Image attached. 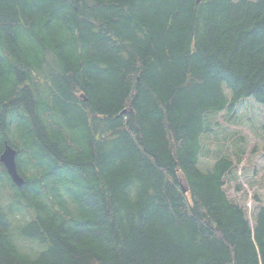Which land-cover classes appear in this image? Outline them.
<instances>
[{
	"label": "trees",
	"instance_id": "16d2710c",
	"mask_svg": "<svg viewBox=\"0 0 264 264\" xmlns=\"http://www.w3.org/2000/svg\"><path fill=\"white\" fill-rule=\"evenodd\" d=\"M245 99L264 0H0V157L25 180L0 161V264H264L233 159L200 167Z\"/></svg>",
	"mask_w": 264,
	"mask_h": 264
},
{
	"label": "rangeland",
	"instance_id": "374dc122",
	"mask_svg": "<svg viewBox=\"0 0 264 264\" xmlns=\"http://www.w3.org/2000/svg\"><path fill=\"white\" fill-rule=\"evenodd\" d=\"M209 120L213 131L202 136L200 167L211 168L223 155L233 159L223 188L254 226L258 210L264 207V106L245 99L233 113L224 110L211 114Z\"/></svg>",
	"mask_w": 264,
	"mask_h": 264
},
{
	"label": "water",
	"instance_id": "95a60500",
	"mask_svg": "<svg viewBox=\"0 0 264 264\" xmlns=\"http://www.w3.org/2000/svg\"><path fill=\"white\" fill-rule=\"evenodd\" d=\"M16 157H17L16 149H14L11 145L6 143L4 150L1 154L0 161L5 166L14 184L17 187L21 188L24 185L25 180L18 171Z\"/></svg>",
	"mask_w": 264,
	"mask_h": 264
},
{
	"label": "bare ground",
	"instance_id": "6f19581e",
	"mask_svg": "<svg viewBox=\"0 0 264 264\" xmlns=\"http://www.w3.org/2000/svg\"><path fill=\"white\" fill-rule=\"evenodd\" d=\"M18 166V165H17Z\"/></svg>",
	"mask_w": 264,
	"mask_h": 264
}]
</instances>
